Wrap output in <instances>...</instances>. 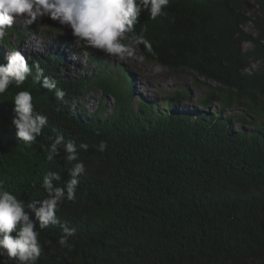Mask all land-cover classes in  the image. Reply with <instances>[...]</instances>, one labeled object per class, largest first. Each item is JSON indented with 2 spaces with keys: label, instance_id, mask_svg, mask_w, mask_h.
<instances>
[{
  "label": "trees",
  "instance_id": "16d2710c",
  "mask_svg": "<svg viewBox=\"0 0 264 264\" xmlns=\"http://www.w3.org/2000/svg\"><path fill=\"white\" fill-rule=\"evenodd\" d=\"M171 1L156 19L142 11L125 39L142 34L152 47L148 52L137 44L147 60L220 83L203 105L220 90L227 105L243 110L239 120L255 126L233 131L218 114L188 112L166 126L140 110L133 116L129 104L108 115L103 102L82 117L72 98L84 90L85 80L92 81L60 77L58 60L47 57L39 65L65 91L63 100L36 81L35 69L23 84L13 83L0 95L5 190L26 203L43 200L49 171L59 173L54 183L65 186L76 161L66 160L62 146L52 160L45 150L58 134L76 143L86 166L75 201L65 199L58 208L60 224L40 230L43 252L37 264H264V69L244 72L252 60L264 62V0H254L256 35L243 29L250 20L243 0ZM245 41L252 44L246 51ZM6 57L0 50V63H7ZM95 86L115 94L119 103L112 82L100 78ZM23 90L32 93L34 110L48 117L31 146L12 125V100ZM101 141L107 142L103 152ZM65 223L76 229L70 250L58 243ZM9 264H16L15 258Z\"/></svg>",
  "mask_w": 264,
  "mask_h": 264
},
{
  "label": "clouds",
  "instance_id": "9594fccd",
  "mask_svg": "<svg viewBox=\"0 0 264 264\" xmlns=\"http://www.w3.org/2000/svg\"><path fill=\"white\" fill-rule=\"evenodd\" d=\"M171 3V0H0V38H2L5 48L8 49V54H6L3 47H0V50L7 56V63H0V95L4 94L13 83L16 85L23 84L29 76L33 75V69H35L36 81L41 83L42 87L48 91H54L58 100H63L66 94L63 89L58 87L57 81L53 77L44 75V70L40 67V65H43L44 60H48L47 57H55L59 64V54L55 56L45 55L43 59L41 57L35 59L32 56L26 59L25 55L22 54L23 49L20 48L18 50L12 44L10 32L15 31L14 24L18 20L22 19L25 24L24 32L28 31L33 23L45 17L48 18L51 24L50 20L55 22V26L53 24L51 26L53 29L59 30L58 23L70 28L72 35L76 38V42H84L81 47L87 51L89 59L95 60L96 64L104 67L107 62L105 59L107 55L120 58L131 57L134 54L131 43L143 44L147 51L151 52V44L142 34H133L131 37L132 41L125 40L123 43L122 40L126 38V33H134V26L137 24L142 11H147L150 19H156L163 14L164 8L167 5H171ZM253 19L250 18L249 21L252 22ZM27 25L30 28L25 30ZM20 32L23 37V31ZM122 37L123 39H121ZM6 41H9L11 45L6 43ZM248 43L251 44L250 42ZM88 46L101 50V53L103 51L104 55L100 53L101 57L98 59V55H95L94 51L89 50ZM28 62L34 64L30 67ZM252 62H257L259 66L256 69H250ZM261 68L262 70L264 69L263 60L256 59L250 62L244 72L250 74ZM63 71L64 68L59 64L58 75L64 79H69V77H64ZM196 75L198 74L196 73ZM96 76H87L94 85L92 83L89 84V82L87 84L85 82V85L83 84L84 90L72 98L74 106L79 107L78 103H73L74 99H79L80 96L97 87L95 86L96 79L104 78L111 83V77L108 74L102 75L100 73ZM220 86L221 84L218 87ZM215 91L217 96L212 99L219 101L223 106H228L223 100L221 91L216 89ZM107 93L114 95L111 92ZM202 99L204 100L205 98ZM12 101L15 113L12 125L16 129V136L26 145L31 146L37 137L42 134V130L48 123V117L34 110L33 95L30 91L17 92ZM78 111L81 112L80 107ZM83 115L87 117L84 113ZM218 117H221V115ZM225 120H229V127L232 128L230 118ZM246 120L248 121V119ZM248 124L252 126V124ZM52 139L53 142L50 148H45L48 152V160L58 156L62 146L63 151L66 153V160L69 163L76 161L69 171L70 179L65 183L64 187L58 186L54 181L61 179L60 174L49 171L44 175L42 183L47 197L43 200H30L27 203L18 199L11 191L5 190L0 185V264H9V260L13 258H15L16 264H37L43 252V246L39 240L40 230L47 228L49 225L60 224L56 214L58 208L65 199L68 201H75L76 199L80 183L79 177L85 173L86 166L82 161H79L77 145L74 141L65 142L62 134H58ZM80 147L85 150L88 149L87 144H81ZM106 149L107 142L101 141L98 151L103 152ZM33 214L34 219L32 218ZM37 221L39 222L38 228ZM61 228L62 235L58 243L62 248L70 250L72 245L69 241L70 238L76 235V229L69 227L66 223L61 225Z\"/></svg>",
  "mask_w": 264,
  "mask_h": 264
},
{
  "label": "rangeland",
  "instance_id": "374dc122",
  "mask_svg": "<svg viewBox=\"0 0 264 264\" xmlns=\"http://www.w3.org/2000/svg\"><path fill=\"white\" fill-rule=\"evenodd\" d=\"M242 9L250 18H255L259 11L254 0H243ZM14 26L15 31L10 32V40L16 49H23L22 54L26 59L31 56L43 58L45 55L59 54V64L64 68L63 75L69 79L86 78L100 73L108 74L119 97L118 107L122 104H129L133 116L136 111L140 110L144 116L151 115L156 120L164 122L166 126H170L178 122L181 115L179 112H188L194 117L216 113L225 119L230 118L234 130L239 128L249 130L255 126L239 120L243 112L235 104L223 106L219 101L212 99L207 106L203 105L202 98L212 94V87H218L219 83L191 71L176 72L166 66L146 60L135 43H131L134 53L131 57L120 58L107 55L105 66L101 67L96 64L95 60L89 59L87 51L81 47L84 42H76L70 28L58 23L59 30L53 29L47 17L33 23L26 32L23 30L25 24L22 19L18 20ZM243 29L254 35L257 33L251 21H248ZM20 31H23V37ZM124 41L123 39L122 42ZM0 47H3L5 53L8 54L2 38H0ZM250 47L251 44L248 42L243 44L244 50ZM89 50L94 51L100 59L101 50L91 47ZM101 54L104 55L103 51ZM66 60L70 64L66 63ZM258 66L257 62H252L250 69H256ZM214 93L216 94V91ZM115 99H117L115 94H103L101 88L94 87L79 99H74L73 103L79 104L81 113L91 116L104 101V106H107L106 112L109 115L114 108H117ZM146 126L150 124L146 123Z\"/></svg>",
  "mask_w": 264,
  "mask_h": 264
},
{
  "label": "bare ground",
  "instance_id": "6f19581e",
  "mask_svg": "<svg viewBox=\"0 0 264 264\" xmlns=\"http://www.w3.org/2000/svg\"><path fill=\"white\" fill-rule=\"evenodd\" d=\"M51 25H52V24H51ZM124 40H126V39H124ZM66 51H67V50H66ZM42 59H43V58H42ZM66 63L70 64L68 60H66ZM86 78H87V77H86ZM80 79H85V78H80ZM70 80H71V81H74V80H77V78L70 79ZM85 82H86L85 84H87V82H89V81H88V80H85ZM85 84H84V85H85ZM89 84H91V83H89ZM84 85H83V86H84ZM77 113L80 114V115L83 117V114H82L81 112H77Z\"/></svg>",
  "mask_w": 264,
  "mask_h": 264
},
{
  "label": "water",
  "instance_id": "95a60500",
  "mask_svg": "<svg viewBox=\"0 0 264 264\" xmlns=\"http://www.w3.org/2000/svg\"><path fill=\"white\" fill-rule=\"evenodd\" d=\"M32 57L35 58V59L37 58V57H34V56H32Z\"/></svg>",
  "mask_w": 264,
  "mask_h": 264
}]
</instances>
